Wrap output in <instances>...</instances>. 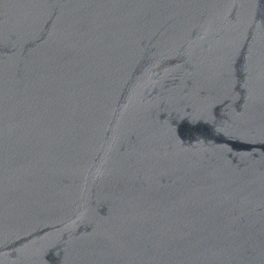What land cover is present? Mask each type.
Returning <instances> with one entry per match:
<instances>
[{
	"label": "water",
	"instance_id": "obj_1",
	"mask_svg": "<svg viewBox=\"0 0 264 264\" xmlns=\"http://www.w3.org/2000/svg\"><path fill=\"white\" fill-rule=\"evenodd\" d=\"M0 264H264V0H0Z\"/></svg>",
	"mask_w": 264,
	"mask_h": 264
}]
</instances>
